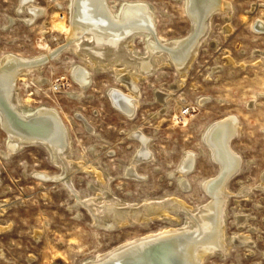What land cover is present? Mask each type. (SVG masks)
I'll list each match as a JSON object with an SVG mask.
<instances>
[{
    "label": "rangeland",
    "instance_id": "rangeland-1",
    "mask_svg": "<svg viewBox=\"0 0 264 264\" xmlns=\"http://www.w3.org/2000/svg\"><path fill=\"white\" fill-rule=\"evenodd\" d=\"M19 1L0 0V61L9 54L37 57L47 48L54 51L66 45L67 34L58 27L70 24L69 0H35L46 13L30 24L23 21L27 13L22 17L18 13ZM109 1L115 9L122 0ZM143 1L155 9L157 34L162 40L179 39L191 32L186 0ZM224 1L233 5L232 14H215L212 34L186 75L169 65L139 80L140 104L133 119L110 100L111 88L128 92L112 70L94 73L86 96L81 100L72 97L80 90L71 74L72 65L92 69L73 52L64 51L42 74L34 72L18 82L25 105L52 107L67 125L75 161L68 176L73 189L85 199L77 201L59 180L44 181L35 175H61L43 146L25 148L8 159L1 157L0 264H83L121 243L180 224L154 219L106 231L93 224L92 215L81 203L95 198L97 188L104 186L127 203L178 197L194 209L207 204L210 198L201 183L216 176L218 167L202 135L209 124L228 115L240 119V135L233 148L243 164L229 185L226 232L229 238L250 235L253 244L233 245L226 256H211L205 264H264V190L260 188L264 176V34L255 26L264 21V0ZM226 26L231 32L225 31ZM133 47L137 54L146 53L141 37ZM156 93L169 97L164 103ZM77 114L88 120L97 136ZM141 132L150 138L155 157L137 165L136 174L143 176L137 179L126 174L140 143L130 135ZM6 138L0 126V154L6 151ZM186 152L198 157L189 177L190 193H183L176 180ZM97 173H102L101 178ZM244 216L247 223L238 229L237 218Z\"/></svg>",
    "mask_w": 264,
    "mask_h": 264
},
{
    "label": "bare ground",
    "instance_id": "bare-ground-1",
    "mask_svg": "<svg viewBox=\"0 0 264 264\" xmlns=\"http://www.w3.org/2000/svg\"><path fill=\"white\" fill-rule=\"evenodd\" d=\"M186 6L192 24L191 32L179 39L164 41L157 34L155 9L143 0H122L115 9L109 0H69L70 24L64 26L59 22L61 25L56 26L66 32V45L54 51L46 47L47 50L37 57L9 54L0 61V126L7 135V148L0 158L8 159L25 148L43 146L53 164L60 167L61 175H35L44 181L59 180L77 201L85 199L73 189L68 176L75 161L71 157L73 147L67 125L52 107L43 105L32 109L29 103L25 105L20 99L18 82L26 81L34 72L42 74L44 67L59 60L64 51L73 52L92 69L86 65H72L73 80L80 87L76 95L71 94L72 97L78 100L84 97L94 73L112 70L128 92L111 88L108 92L110 100L122 114L133 119L140 104L139 80L169 65H173L182 76L186 75L212 34L215 14L222 12L230 16L233 10V5L224 0H186ZM18 13H27L23 21L30 24L45 15L46 10L37 7L35 0H20ZM255 26L264 34V21L256 22ZM225 31L231 32V28L226 26ZM137 37L144 40L146 53L143 55L137 54L133 47ZM39 46L45 48L44 43ZM228 62L234 63L231 59ZM156 96L164 102L169 94L156 93ZM77 116L86 129L97 136L88 120L81 114ZM184 120L187 122L188 119L184 116ZM240 130V119L228 115L209 124L203 132L202 141L217 165L218 173L201 183L210 201L197 209L188 207L178 197L146 200L143 204L127 203L104 186L97 188L95 198L85 203L81 200L92 215L93 224L106 231L154 219L180 222L121 243L85 260L83 264H205L211 256H226L233 245H252L250 235L235 234L229 238L226 232V207L231 195L229 185L240 174L243 164V158L233 148V141L240 135ZM130 136L140 143L126 175L141 179L143 176L136 174L137 165L152 160L155 155L149 148L150 138L142 132ZM197 158L194 152H186L182 157L176 180L183 193H190L192 185L189 177ZM97 174L101 178L102 173ZM110 180L109 177L107 181ZM260 183V188L264 190V176ZM250 191H246V197ZM246 223L247 216L237 218L238 229L245 227Z\"/></svg>",
    "mask_w": 264,
    "mask_h": 264
}]
</instances>
